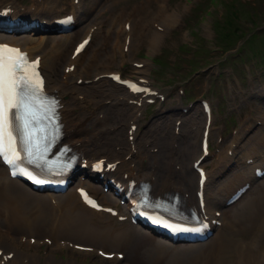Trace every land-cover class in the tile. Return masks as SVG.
Instances as JSON below:
<instances>
[{"label": "bare ground", "instance_id": "obj_1", "mask_svg": "<svg viewBox=\"0 0 264 264\" xmlns=\"http://www.w3.org/2000/svg\"><path fill=\"white\" fill-rule=\"evenodd\" d=\"M38 3V1L33 0L30 8H36ZM3 8H9L15 13L19 9V4L17 0H0V10ZM107 9L109 8L107 7ZM51 10L55 12L53 9ZM122 10L124 13L125 8H122ZM164 12H167L166 8L162 13ZM70 13L73 14L74 21H80L81 18H78L74 12ZM76 13H80L79 5H76ZM129 13L135 20L133 21L132 18L127 17L122 25H119L114 31L112 38L106 34H104L106 36H100L101 33L95 28L93 29L92 25H86V28L80 34V37H82L79 41L87 35L100 37L106 43L112 39L114 52L124 59V57L130 55V50L134 47V43L129 41L127 52H124L126 38L132 37L134 32L136 36L139 35L138 40L143 38L146 34L143 32V28L145 29L144 22L150 15L148 4L147 6L134 5ZM141 15V19L138 20ZM137 17L139 18L137 19ZM166 17L162 16L164 19L160 23L161 27H167L172 22L171 19ZM127 21L132 23L129 31L124 29ZM112 24H115V22ZM14 31H10L9 34L3 37L0 36V41L3 40L20 46L32 57L40 56V68L45 79V89L56 93L61 99L60 112L61 120L64 123V143L72 146L74 152L80 156L79 162L86 164L87 167L82 171L85 176L84 179L74 175L70 179L73 184L68 185L63 192L56 193L53 190H33L19 179L10 177L7 168L0 163V248L2 249L0 264H55V254L53 253L60 249H67L71 252L74 250L72 246L75 244L88 248V250H80L90 253L96 251V249H101L96 248L97 245L121 250L132 248L136 257H141L146 262L153 264H264V181L258 184L256 191L254 190V195L245 202L246 204L240 210H225L217 217L214 213L221 206L222 198L230 196L239 185L249 184L251 186L256 181L255 171L264 164V135H260L261 137H259L256 144L250 148V153L244 157L245 164L243 168H239L238 172L232 171L231 179L224 186L225 193L216 185L214 180L220 170L212 174L207 173L205 183L207 214L216 220H221L222 228H217L203 243H189L186 245L167 243L158 237H154L148 229L145 231L144 226L139 222L133 224L126 217L124 220H118L117 217L128 215L132 204L128 199H125L124 206L117 208L115 200L118 199V194H115L114 188L109 187L110 193L102 194L99 201L106 206H115L118 211L115 217L104 211H96L86 206L82 202L77 188L87 186L92 192L98 193L100 183L103 181L105 183L110 179L121 188V190L116 189L121 195L124 191H128L126 189L131 186L132 182L136 185L140 181H147L151 185L150 193L154 197L178 192L183 196L185 206L197 205L195 193L198 188V174L192 164L202 153L201 138L206 123L205 114L202 113L203 126L201 132L196 129V124L192 120L187 133L189 138L186 142H191V144L188 142L187 146L192 147V155L189 160L191 167L188 173L185 172L186 169L183 167L185 164L181 165L178 170L175 169L178 162L167 142L164 145L160 144L162 148L165 147L166 149L164 154L158 150L154 151L148 148L144 157H142V150L138 148L136 151V156L139 158L138 164L132 165L130 163L127 167L116 168L114 171L103 169L101 172L103 181L97 179L96 183L92 180L93 173L90 168L95 165V161L108 156L104 144L109 142L118 144L119 138L115 135L111 136V134L115 132L117 126L118 128L121 126V120L123 119L119 116L117 120L108 123L109 118H107L106 113L110 109L105 108L100 98L104 97L102 100L105 99L110 104L119 106V109L116 108V116L122 110L128 111L126 115L128 116L127 127H124L127 133L129 127L137 122L141 109L138 103L140 102L141 106L144 105L148 96L143 97L141 94L130 92L126 87L116 86L113 83L109 84L106 78H102L101 81L97 82L96 90L93 88L83 89L82 85L77 83V79L89 73L88 68L93 69L100 52L96 54L97 58L87 62V66H82L81 56L83 52L76 55L73 53V49L79 41L71 47L68 55L64 53L67 52L66 46L74 43L75 34L73 33L55 39L57 42L55 48L47 50L43 46L31 47L30 44L33 43L31 34L28 33L25 37H16L13 35ZM157 37H159V32L156 31L153 35L152 47ZM61 57H66L63 62V70L68 68V74L64 71L62 75L57 73V65L61 63L59 61ZM113 60L114 58L111 56L110 59L101 62L97 70L102 71L95 73V75L103 77V74L111 73L108 66ZM146 69L147 64H143L142 68H137V79H147ZM73 76H76L75 81L70 80ZM101 82L108 83L110 87L103 89L101 85H98ZM108 107L110 106L108 105ZM110 126H115V128L101 130L106 127L110 128ZM103 133L107 142H102ZM181 133L182 129L179 128V135L172 134L169 138L170 141L175 142ZM198 140L199 145L197 144ZM129 143L133 144V148H136L135 140ZM152 143L154 145L151 147H156L157 142L152 140ZM131 151H133L132 148L127 150L125 155ZM208 155L203 158L201 163L207 159ZM117 158L119 157L115 159ZM220 158L225 161V165H230L231 159L229 157L225 155ZM246 159H251V162L247 165ZM113 161V159L109 160L108 158L106 162ZM127 222L131 224L128 225ZM211 229L215 230L213 226ZM30 237H35L33 243L30 241ZM45 238L50 239L49 244L44 242ZM60 241L63 242V245ZM41 244L45 245L46 250L43 263L38 260L35 253L28 254L21 251L22 247L36 250ZM142 245L147 246L145 252L144 250L142 252ZM205 251L211 252V256L208 259L206 257L207 260L204 259L205 257L203 258ZM103 252L107 251L104 250ZM8 253L12 254L10 258L7 257ZM88 255L90 256V254ZM125 258L124 255L122 259L125 260ZM123 260H119L117 257L111 260L104 259V261L112 264H122ZM133 260L137 259L134 258ZM69 264L74 263L70 262Z\"/></svg>", "mask_w": 264, "mask_h": 264}, {"label": "rangeland", "instance_id": "obj_2", "mask_svg": "<svg viewBox=\"0 0 264 264\" xmlns=\"http://www.w3.org/2000/svg\"><path fill=\"white\" fill-rule=\"evenodd\" d=\"M32 1L33 0H17L19 4L24 6H31ZM37 1H41L38 8L40 12L39 17H41L40 21L46 20L45 26L37 29L34 28L33 30L31 29L29 32L20 31L17 33V36L25 37L26 34L29 33L31 37H33V43L30 44L31 47L43 46L49 50L55 48L57 43L55 39L73 33L75 34L74 43L70 46L67 45V52H64L67 55L71 47L82 37H80V34L86 28V25H92L93 29L95 28V30L101 33L100 36L106 34L112 38L114 31L119 25H122L127 17L132 18L133 21L135 20L130 13L128 14L134 5L147 6L148 4L150 15L144 22L145 29L143 28V32L146 34L139 40L137 39L139 35L136 36L135 32L132 37L129 36V41L134 43L133 49L130 50V55L124 57V59L120 58L114 52L112 39L110 42L106 43L100 37H92L82 53V66H87V62H90L93 58H97V53L100 52V55L93 69L88 68L89 73L77 79V81L79 80L77 83L81 84L85 90L91 88L96 90V84L101 81L102 78L108 79L109 84H116L113 81L111 82L110 78L106 75V77L95 75V73L102 71L97 70V68L100 67V63L110 59L111 56H113L114 60L108 66V70L113 73L119 72L124 78L137 80V68H142V66L140 67L141 64H147L146 81L151 88L156 89L157 92L154 96L157 97L153 99L152 103L145 102L142 106L138 104L141 109L139 115L137 114L138 118L135 123L136 130L134 134L136 138V148L142 150V157H144L148 148L154 151L158 150L164 154L166 149L165 147L162 148L160 144L164 145L168 142V147L172 148V154H174L178 162V164L175 165V169L178 170L181 165L183 166L185 164L183 167L186 169V173H188L191 167L189 160L192 155V147L187 146L189 141L186 142L189 138L187 137V133L190 129L192 120L196 124V129L201 132L203 126V112L201 111L200 102L202 99L208 100L212 109V124L210 126L211 132L209 140L210 154L201 164L206 168L208 174L220 170L218 176L214 180L216 181V185L225 193L226 189L224 190V186H226V182L231 179L232 171L238 172L243 168L244 157L250 153V148L256 144L259 137H261L260 135H264V64H257V61L264 58V23L257 20L259 22L254 26L248 23L244 18L247 17L249 12L254 8L264 16V0H243L249 1L250 5L241 6L239 8V13L242 14L240 15L241 17H239L242 25L241 35L248 36L250 32L253 31L260 34L253 42L246 44V47L243 48L238 55H235V53L240 49L243 38L230 44L225 43V48L222 46L217 47L218 43L222 41L221 37H217L218 34L213 29V23L216 20L224 19V8L222 7H226L224 3L222 6L216 4L212 6L206 5L208 0ZM76 5L80 6V15L76 13ZM107 7L109 9H107ZM122 8H125L124 13ZM165 8L167 12L162 13ZM51 9L55 12H52ZM206 10H208V15H205ZM243 11H247L248 13ZM67 12H74L76 16L81 19L75 22L68 31L61 32L59 31V27L52 23L53 17L55 15L61 16ZM162 16H167L172 20L167 27L160 26V23H162L164 19ZM23 17L27 16L25 15ZM141 17L142 15L140 18L137 17V19L139 18L138 20H140ZM28 19H30V17ZM114 22L115 24H112ZM131 25V21L125 22V31H129ZM156 31L159 32V37L156 38V42L152 47L151 43L154 32ZM2 34L5 33L0 30V35ZM229 35L232 39L241 37L239 36L240 33L236 36ZM200 46L201 48H199ZM205 48H207V51ZM126 49L127 45L123 48L125 53L127 52ZM66 57H61L59 60L61 63L57 65V73L59 75H62L63 71L68 74L67 70H63V62ZM227 57L228 59L226 60ZM199 68L203 70L199 71ZM194 69L198 71L192 72ZM75 78L76 76H73L70 80L75 81ZM109 84L101 82L98 85L106 89L110 87ZM116 86L123 87L118 84H116ZM160 94H162L163 97L159 98ZM102 98L104 97H101L100 101L105 105V108L110 109L106 113L107 118H109L108 123L110 121L113 122L115 119L117 120L119 116L123 118L121 120V126L119 128L117 126L115 132L111 134V136H117L120 143L113 144V142H109L104 144L106 152L108 157L110 154L109 159L116 157L123 158L128 149L129 142L127 133L125 132L126 128L124 129V127H127L126 122L128 116L126 115L128 111L122 110L119 112L120 115L118 113L116 116V108L119 106L112 105L105 99L102 100ZM108 105L110 107H108ZM112 128H115V126H110V128L106 127L101 130L105 131V129ZM179 128L182 129L181 135L176 138L175 142L170 141L171 139L169 138L172 134L176 136L179 135ZM240 129L242 131L239 132L238 130ZM102 136L104 137L102 142H107L104 133ZM256 136L258 137L255 138ZM254 138L255 141L253 142ZM152 140L157 142L154 148L151 147L154 145ZM185 142L187 147L185 146ZM189 144H191V142H189ZM197 144L199 145V140ZM225 155L231 159V163L228 166L225 165V161L220 158ZM138 160L139 158L134 153L131 158L125 159L119 166L126 167L130 163L138 164ZM262 181H264V177L257 178L243 196L231 205L225 204L226 197L222 198L220 210H223V212L231 209L240 210L246 204L245 202L254 195L256 187ZM92 193L99 199L102 194L110 193V190L105 189L101 185L98 193ZM115 202L117 207L124 206L123 200L120 198L116 199ZM127 223L128 225L131 224L129 222ZM217 228L220 229L222 227L218 225ZM143 229L145 231L147 230L145 228ZM151 233L154 237H158L172 245H184L182 242L181 244H178V242H170L160 235L153 232ZM30 239H34V237ZM60 242L61 245H63V242ZM196 243H203V241L195 242L194 244ZM96 248H101L107 252H115L113 258L117 257L118 252L123 253L126 258L123 260L122 264L151 263L146 262L141 257H136L132 248L121 250L113 247L104 248L101 245H97ZM146 249L147 246L142 245V252L143 250L145 252ZM22 250L28 254L35 253L38 260L43 263L46 252L44 244L40 245L36 250H33V248H22ZM80 251L84 250L74 248V250L71 251L72 253L67 249L56 251L53 253L55 254V264H67L68 262L74 264H112L111 262L104 261V258H102L99 253H96V251L92 253ZM88 254H90V256ZM210 256L211 252L208 251H205L203 254L205 260ZM134 258L137 260H133Z\"/></svg>", "mask_w": 264, "mask_h": 264}, {"label": "snow or ice", "instance_id": "obj_3", "mask_svg": "<svg viewBox=\"0 0 264 264\" xmlns=\"http://www.w3.org/2000/svg\"><path fill=\"white\" fill-rule=\"evenodd\" d=\"M6 52L12 55L5 57ZM32 67L26 54L0 44V158L9 166L20 159L17 140L25 156L30 158L29 162L43 159L39 155L40 138L36 137L41 129L36 124L41 119V109L52 114L55 111L54 102L43 96V81L39 79V73L33 71L31 76L20 74Z\"/></svg>", "mask_w": 264, "mask_h": 264}, {"label": "trees", "instance_id": "obj_4", "mask_svg": "<svg viewBox=\"0 0 264 264\" xmlns=\"http://www.w3.org/2000/svg\"><path fill=\"white\" fill-rule=\"evenodd\" d=\"M220 1V0H219ZM223 3L225 4L226 7L223 6L224 11H223V20H216L213 23L214 26V31L218 34V38L221 37V41L218 43V46H222L225 48L224 44H230L236 40H241L243 38V42L240 45V49H238L237 52H241V50H243V48H245L246 44H250L251 42H253L260 33L257 32H250V34L247 35H241L242 33V25H241V19H239V17H241L239 13V8L241 6H248L249 1L243 2L241 0H222L220 1V4L223 5ZM210 5H214L215 3ZM245 13H248L247 11H243ZM209 13H206L205 15H208ZM245 20L248 23H251V25L257 24L259 21H262L261 23H264V16L255 10V8L249 12L247 17H244ZM259 20V21H257ZM239 22V23H238ZM236 23V24H235ZM240 24V25H239ZM239 25V26H238ZM249 27V26H248ZM240 33V35H239ZM231 34L232 36H236L239 35L241 37H238L237 39H232V37L229 35ZM218 40V39H217ZM201 48V46L199 47Z\"/></svg>", "mask_w": 264, "mask_h": 264}]
</instances>
